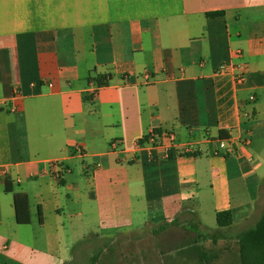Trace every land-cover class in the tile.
Here are the masks:
<instances>
[{"label":"crops","instance_id":"obj_1","mask_svg":"<svg viewBox=\"0 0 264 264\" xmlns=\"http://www.w3.org/2000/svg\"><path fill=\"white\" fill-rule=\"evenodd\" d=\"M263 115L264 0H0V264H132L98 243L186 214L194 235L180 231L166 263L240 264L237 234L264 179L250 148ZM150 130L174 135L167 157L136 148ZM222 137L236 152L212 153ZM222 210L230 225L205 222ZM140 260L150 264L146 248Z\"/></svg>","mask_w":264,"mask_h":264},{"label":"rangeland","instance_id":"obj_2","mask_svg":"<svg viewBox=\"0 0 264 264\" xmlns=\"http://www.w3.org/2000/svg\"><path fill=\"white\" fill-rule=\"evenodd\" d=\"M256 122L257 125L252 127V131L250 134V148L254 150V152L260 154L264 163V115L260 118H257ZM260 172L261 174H264V165L260 169ZM260 190L261 191L259 199L257 200V209L248 226L252 225L258 219L260 213L264 210V179ZM188 217H190V215L188 214L184 215L183 217L178 215L175 216L174 218H176L175 220H177V222H167L168 227L166 230L159 231L157 224L152 226L147 225L142 232L131 235L127 240L124 238L119 239L118 237L115 241L108 245H105L103 242L98 243L100 245V248L103 249L102 255L113 256L116 258L121 255L128 257L131 256L132 264H141L140 259L142 257V251L146 248L148 251V257L150 259V264H172L166 262L169 261L168 259H171V257L173 258L175 256L176 242H178L179 240L188 239L186 236H183V233H181L180 231L187 229V235H194L193 233L189 232V226L192 224H196L197 219L194 217V220L192 219V223H189L186 221ZM205 222H207V224L215 225L214 217H208ZM197 228H199L202 233L204 232L205 236L208 237H214L217 234L215 230H207L205 228H202L201 224H197ZM181 234L182 236H180ZM196 236L197 239H201L199 235ZM212 248L213 245H211V247H204L207 255L212 254ZM199 249L200 251H202V245ZM93 251L94 249L91 247L86 248V257H90ZM238 260L240 261L239 258Z\"/></svg>","mask_w":264,"mask_h":264},{"label":"built area","instance_id":"obj_3","mask_svg":"<svg viewBox=\"0 0 264 264\" xmlns=\"http://www.w3.org/2000/svg\"><path fill=\"white\" fill-rule=\"evenodd\" d=\"M236 69L239 70V72L237 73V81H241L243 79V72H242V65H237ZM142 75L144 77V79L147 81L149 80V71L148 70H143L142 71ZM252 98V96L250 97ZM165 138L167 139V141L163 142V139L161 138V135L154 131V130H150L149 132L143 134L135 143V146L138 150L140 151H145L149 156L151 155L152 151L157 149V148H163V153H162V157L165 158L168 156L169 154V150L168 147L171 146V144L175 143V137L172 133H167L165 135ZM249 138L243 139V145L247 146L249 144ZM216 147L213 149L212 153L214 155H228L231 153L236 152V147L234 142L232 141V139L230 137H222V138H218L216 141ZM117 141H112L110 143V146L114 149L117 147ZM180 147V153L182 154H189L192 153L194 151L191 142L190 141H186L183 143H179L178 144ZM71 148L73 150L74 153L81 155L82 154V148L80 147V145H78L77 143H72ZM62 160L61 159H51L48 162L49 168L51 169L50 173L55 177L58 178L60 176V173L63 170V166H62Z\"/></svg>","mask_w":264,"mask_h":264},{"label":"trees","instance_id":"obj_4","mask_svg":"<svg viewBox=\"0 0 264 264\" xmlns=\"http://www.w3.org/2000/svg\"><path fill=\"white\" fill-rule=\"evenodd\" d=\"M216 14H221V11L207 13V15ZM13 202L16 211H18L20 206L28 209V200L24 194L15 193L13 195ZM215 221L219 226L230 225V212L228 210L216 212ZM170 222H176V220H171ZM166 225V223L161 225V228H164ZM237 243L240 264H264V211L261 212L258 219L252 225L238 232Z\"/></svg>","mask_w":264,"mask_h":264}]
</instances>
